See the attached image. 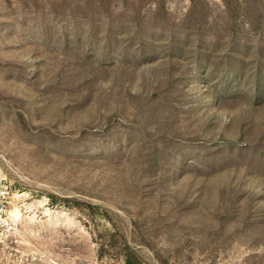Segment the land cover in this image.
Segmentation results:
<instances>
[{
	"label": "rangeland",
	"instance_id": "rangeland-1",
	"mask_svg": "<svg viewBox=\"0 0 264 264\" xmlns=\"http://www.w3.org/2000/svg\"><path fill=\"white\" fill-rule=\"evenodd\" d=\"M264 264V0H0V264Z\"/></svg>",
	"mask_w": 264,
	"mask_h": 264
},
{
	"label": "trees",
	"instance_id": "trees-1",
	"mask_svg": "<svg viewBox=\"0 0 264 264\" xmlns=\"http://www.w3.org/2000/svg\"><path fill=\"white\" fill-rule=\"evenodd\" d=\"M128 264H131V263H128Z\"/></svg>",
	"mask_w": 264,
	"mask_h": 264
}]
</instances>
